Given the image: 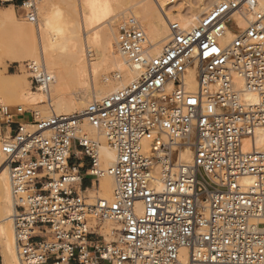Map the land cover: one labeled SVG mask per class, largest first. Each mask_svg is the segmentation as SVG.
Returning <instances> with one entry per match:
<instances>
[{
    "label": "built area",
    "instance_id": "obj_1",
    "mask_svg": "<svg viewBox=\"0 0 264 264\" xmlns=\"http://www.w3.org/2000/svg\"><path fill=\"white\" fill-rule=\"evenodd\" d=\"M248 15L244 29L220 42L235 16ZM168 29L150 55L144 32L120 23L116 48L137 75L80 115L25 117L21 105L0 104L22 264H264V145H255L264 129V10L257 0H220L194 27L169 21ZM22 68L33 89L48 87L41 60ZM83 120L115 152L105 170L96 164L99 144L78 134ZM187 149L191 161L178 157ZM103 173L112 195L89 202L84 180L92 186ZM109 221L111 240L92 225Z\"/></svg>",
    "mask_w": 264,
    "mask_h": 264
},
{
    "label": "bare ground",
    "instance_id": "obj_2",
    "mask_svg": "<svg viewBox=\"0 0 264 264\" xmlns=\"http://www.w3.org/2000/svg\"><path fill=\"white\" fill-rule=\"evenodd\" d=\"M132 1V16L125 17L124 12H115L114 3L116 0H73L71 2L72 5L74 7H79V10L77 8H75V11L72 9L74 12L73 20H70L72 17L67 20V22L70 23L68 25V32L66 35L61 36H59L61 33H58L59 31H62V27L57 25L56 21L55 24L54 20L45 13L43 6H40L41 11L39 10V13L41 18L38 19L35 17L36 30L33 31V28L27 30V28H25L26 31L30 33L28 34L29 38L26 39L28 41L27 46L29 45L26 52L29 53L30 51L27 56L31 57L33 61L34 57H36V52L34 51L36 49L34 48H36L35 45H37L38 42V48L41 56H43V60L41 59V61L45 67L48 66L49 69H53V73L51 72L52 74L48 72L51 76V81L46 89L41 90L42 93L28 90L27 79L24 75L9 73L7 75L8 78L3 80V84L16 89L18 93L17 96H20L23 102L25 101L26 103L28 102L31 104L48 103L49 115L58 113L69 116L80 115L88 99L89 101H94L102 98L105 94L123 87L137 75V72L129 65L127 59L118 53L117 48L115 51L111 50L113 39L115 40L114 42L116 45V34L112 28H110V25L116 17L122 15L123 21L126 20L127 22L135 24V26L141 29L144 34L146 33L145 37L150 50V55H157L167 42L169 36V21H177L182 28L190 29L198 23L201 15L203 16V14L206 13L214 3L220 0H194V4L183 14L172 13L169 8H171L175 2H188V0H175L172 5H167L163 1L154 0ZM257 1L258 8L264 10V0ZM26 3V5H28L29 1H26ZM9 8L13 10L11 5L6 9ZM249 18V15L245 18L235 16L233 25L234 30L227 29L220 42L228 43L231 41L234 31L244 29L247 23V20L245 19ZM2 19L13 21L14 14L10 10L4 12L2 14ZM16 27H18V24ZM29 27L30 26H28V28ZM19 28L21 27L17 28L18 31H20ZM48 29H50V31H53V29L54 31L56 30L55 33L58 35L50 36L46 43H43L41 38L43 39V37L47 35L46 31ZM81 32L84 38V49L86 48V51L89 49L90 52V48H93L96 52L97 57L95 62H91V59H89V62L85 64L83 47L77 43V40L75 41L76 45L78 44L77 46L72 43L75 39L79 40ZM87 40H89V45ZM62 41H66V43L71 46V49L65 55V61L68 64L66 71L58 66L60 56L53 54L51 52L52 50H50L58 47L63 48L65 45ZM95 42L98 43L97 47L93 44ZM32 48L34 50H32ZM16 49L18 48L16 47ZM18 51H14L13 48L12 50H8L6 52L7 59L10 62L23 59L25 56ZM101 64H106L107 68H117V71L112 76V80H109L108 75L104 76L103 82L110 83H105L103 87L101 85H96L94 82L95 80L92 79L94 75L97 76V71ZM87 75L89 76V81L93 80L94 84H88ZM234 81L238 87L242 86L241 80L237 76H234ZM184 84L186 89L191 91L194 90L196 86L194 74L189 69L185 74ZM245 97L248 100L255 99V96L250 93H246ZM35 112L38 113L37 111ZM78 134L80 136H85L88 139H93V137H95L100 140L101 144L98 143L99 141L93 139L99 144V156L96 161L97 165L100 162L105 169L113 163L115 160V152L105 144L104 138L101 136V132L98 129L83 120ZM255 145L257 147L264 145V129L257 130ZM146 149L147 147L144 148L145 151ZM178 157L184 161H191V151L188 149L180 150L178 152ZM102 175L103 178L98 185L99 194L97 195V198H110L114 188V181L107 173H103ZM85 190L91 191V187H86ZM1 211L5 213L3 218L0 217V238L2 240L0 249L2 262L3 264H22L13 239V234H5L6 227L12 228L11 216L14 211V202L8 180L6 161L0 157V213ZM4 221H6L8 225L5 226L4 223L6 222Z\"/></svg>",
    "mask_w": 264,
    "mask_h": 264
},
{
    "label": "rangeland",
    "instance_id": "obj_3",
    "mask_svg": "<svg viewBox=\"0 0 264 264\" xmlns=\"http://www.w3.org/2000/svg\"><path fill=\"white\" fill-rule=\"evenodd\" d=\"M24 1H29V2L32 3V5H33L32 6L33 7L32 10L35 9L33 11L34 12V20L28 19L27 13L29 12V9L22 6ZM72 1L73 0H6V1L5 0H0V75H1L0 76V79H1L0 80V101H1L0 104L9 105L11 107L16 106V105H21L23 107V109L26 110L25 117H27L29 113H34L35 111L38 112L39 117H43V116L49 115L48 103L45 102V103H42V104H31V103H28V102L26 103L25 101L23 102L22 99L20 98V96H17L18 95L17 90L14 89L13 87H10L8 85L3 84V80L4 79L6 80L8 78L7 75L9 73H12V74H15V75H24L25 78L27 79L28 90L34 91L36 93L37 92L42 93L41 91L35 90V89H33L31 87L30 81H29V78H28V74L22 68V63L24 61L32 60L31 57L27 56V54H29L30 51H29V53L26 52L27 49H28V46H29V45L27 46L28 41L26 39L29 38L28 34H30V33H28L25 28H27V30L28 29H32V28H33L32 29L33 31L36 30V23H35L36 20L35 19L36 18H38V19L41 18L39 12L41 11V7L43 6L47 16L51 17L52 20H54V22L55 21L57 22V25L62 27V31L61 32L59 31V33H58V34L61 33L59 36L66 35L67 32H68V25L70 24V23L67 22V20H69L70 17H72V18H70V20H73V16H74L73 10L75 11V8H77L79 10V7H74L72 5V3H71ZM114 4L113 5L115 6V12L116 13H121V12L123 13L124 12L125 17H127V16L131 17L132 16V11H133L132 7H131V5L133 4L132 0H116V2ZM193 4H194V0H188V2L178 1V2H175L173 4V6L171 8H169V10L172 13H175V14L176 13L177 14H183ZM9 5H11L13 7V10L10 9V8L6 9ZM9 10L14 14L13 21H6V20L2 19V14L4 12L9 11ZM201 17H202V15H201ZM122 18H123L122 15L119 16V17H116L115 20L110 25V28H112V30L114 31L115 34H116L117 26L120 23H124L126 21V20L123 21ZM56 22H55V24H56ZM17 24H18V27H21V28H19L20 31L17 30V28H18V27H16ZM28 26H30V27L28 28ZM48 30L46 31L47 35L45 37H43V39L41 38V40H43V43H46L47 39L50 36L58 35V34L55 33L56 30L55 31H54V29H53V31L52 30L50 31V29H48ZM232 30H234V29H232ZM21 31H22V34H21ZM19 32H20V34H19ZM23 34L26 36V38H25V36ZM88 38H89V35H88ZM76 40H77V43L79 45H81V47H83L85 64H87L89 62V59H91V62H93V61L95 62L96 61V57H97L95 50L93 48H90V52H89V49H87V51H86V48L84 49V38H83L82 32H81V36H80L79 40L75 39L74 42ZM88 41L89 40H87V43L89 45ZM114 41L115 40L113 39L112 40V44H111L112 45L111 46V50L112 51L116 50V45H115ZM74 42H72V43L75 46H77L78 44L76 45V42L75 43ZM62 43H64V45H65L63 48L58 47V48H53V49H50V50H52L51 52L53 54H56V55L60 56L58 66L61 69L63 68L64 71H66L68 64L65 61V57H66L65 55L69 52V50L71 49L70 48L71 46L69 44H67L66 41H62ZM93 44H95L94 45L95 47L98 46L97 42H95ZM12 46H14V47H12ZM16 47L18 49H16ZM35 47L36 48H34V49H36V50H34L32 48V50H34L36 52V53L34 52L36 54V57H34V61L41 60V59L43 60V56H41L40 50L38 48V42H37V45H35ZM8 48H10L11 50L13 48L14 51H18L19 50L18 52L23 54V56H25V57L23 59L19 60V61L10 62L7 59V53H6L8 50H10ZM46 68H47V71L49 73H51L53 71V69H49L48 66H46ZM110 68H112V67H108L107 68L106 64H101L100 65V67L98 68L99 73L97 71V76L98 77L96 75H94L93 78H92L93 80H95L94 82H95L96 85H98V86L101 85L103 87V85L105 83H110V82H105V83L103 82L104 76L108 75L109 80H112L113 74L117 71L116 70L117 68H115V69H114V67L112 69H110ZM93 80L89 81V76L87 75L88 84H90V83L94 84ZM96 82H98V83H96ZM11 89H12V91H11ZM14 90H16V91H14ZM99 99H101V98H99ZM90 101L88 99L87 103L85 104V106L88 103H90ZM85 106H84V108H85ZM60 113H63V112H60ZM0 130H1V127H0ZM101 136L104 138V136L102 134H101ZM93 139L96 140V141H99L98 143L101 144V142H100V140L98 138L93 137ZM104 141H105V144L108 146V143L106 142L105 138H104ZM98 156H99V149H98ZM0 157L5 160V156L1 152H0ZM98 166L102 170H105V169L108 168V166H107L104 169L103 165L100 162H99ZM102 178H103V176L97 177V178L96 177H91V179H93V185L92 186L88 185V187H91V191H89V190H85L84 192L82 191V195L87 197L89 199V202H93L94 199L97 198V195L99 194L98 185L100 183V180H102ZM88 182H89V179L85 178L84 184H88ZM111 195H112V193H111ZM99 198H104V197H99ZM0 214H1L0 215L1 218H3L5 216V213L2 212V211H1ZM4 222H6V221H4ZM4 224H5V226L8 225L7 222L4 223ZM92 225H94V226L98 225L97 232L99 234L103 235L107 240H111L112 239V236L110 235L109 232H110L111 229L116 227L115 223L109 221V222H104V223H101V224L93 223ZM9 233L12 234V228L11 227H6L5 234L8 235ZM33 238L37 239L39 237L38 236H34ZM1 244H2V240L0 238V248H1ZM0 264H3L2 257H1V249H0Z\"/></svg>",
    "mask_w": 264,
    "mask_h": 264
},
{
    "label": "crops",
    "instance_id": "obj_4",
    "mask_svg": "<svg viewBox=\"0 0 264 264\" xmlns=\"http://www.w3.org/2000/svg\"><path fill=\"white\" fill-rule=\"evenodd\" d=\"M14 7H15V6H14ZM85 185H87V187H88V184H85ZM89 186H90V183H89ZM46 237H47V238H52L51 235H46Z\"/></svg>",
    "mask_w": 264,
    "mask_h": 264
},
{
    "label": "trees",
    "instance_id": "obj_5",
    "mask_svg": "<svg viewBox=\"0 0 264 264\" xmlns=\"http://www.w3.org/2000/svg\"><path fill=\"white\" fill-rule=\"evenodd\" d=\"M83 187L85 188V187H87V185L83 184Z\"/></svg>",
    "mask_w": 264,
    "mask_h": 264
}]
</instances>
